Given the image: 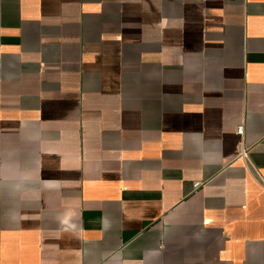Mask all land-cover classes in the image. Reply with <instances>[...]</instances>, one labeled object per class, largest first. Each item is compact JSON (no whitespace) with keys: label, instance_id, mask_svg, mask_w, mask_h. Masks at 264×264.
Listing matches in <instances>:
<instances>
[{"label":"crops","instance_id":"obj_1","mask_svg":"<svg viewBox=\"0 0 264 264\" xmlns=\"http://www.w3.org/2000/svg\"><path fill=\"white\" fill-rule=\"evenodd\" d=\"M0 264H264V0H0Z\"/></svg>","mask_w":264,"mask_h":264},{"label":"built area","instance_id":"obj_2","mask_svg":"<svg viewBox=\"0 0 264 264\" xmlns=\"http://www.w3.org/2000/svg\"><path fill=\"white\" fill-rule=\"evenodd\" d=\"M236 130H237L238 133L241 134L243 132V126L242 125H238ZM245 156H246V150H245V148H243L242 151H241V153H240V155H239V157L240 158H243ZM199 184H200V182L199 181H196V182H194L193 186L194 187H198Z\"/></svg>","mask_w":264,"mask_h":264}]
</instances>
